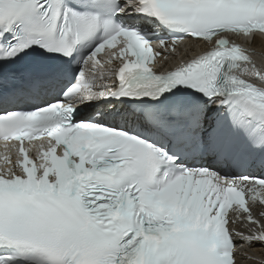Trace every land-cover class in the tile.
<instances>
[{
    "label": "snow or ice",
    "instance_id": "6c2138e0",
    "mask_svg": "<svg viewBox=\"0 0 264 264\" xmlns=\"http://www.w3.org/2000/svg\"><path fill=\"white\" fill-rule=\"evenodd\" d=\"M185 41L203 50L159 70ZM254 45L264 58V0H0V141L19 142L0 172V264L264 249Z\"/></svg>",
    "mask_w": 264,
    "mask_h": 264
},
{
    "label": "bare ground",
    "instance_id": "6f19581e",
    "mask_svg": "<svg viewBox=\"0 0 264 264\" xmlns=\"http://www.w3.org/2000/svg\"><path fill=\"white\" fill-rule=\"evenodd\" d=\"M252 47L253 50H255L258 53L257 56L259 57L261 48L255 45ZM236 229L243 230L241 225L236 226ZM241 254L242 255H238L237 264H264V249H261L259 247H253L251 249H243L241 251Z\"/></svg>",
    "mask_w": 264,
    "mask_h": 264
}]
</instances>
